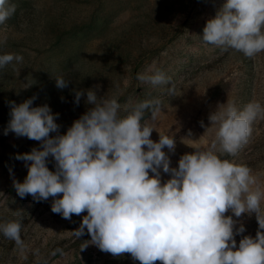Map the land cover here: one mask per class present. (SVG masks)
Masks as SVG:
<instances>
[{"label":"rangeland","instance_id":"374dc122","mask_svg":"<svg viewBox=\"0 0 264 264\" xmlns=\"http://www.w3.org/2000/svg\"><path fill=\"white\" fill-rule=\"evenodd\" d=\"M9 2L16 5V11L0 25V40L6 38L0 44V55H22L23 63L15 65L19 74L13 65L0 69V223L22 220L24 248L0 233V264H140L128 253L114 257L100 251L90 243L86 229L78 239L73 231L86 213L64 219L51 211V197L37 202L30 195H17L13 182H23L27 168L15 157L33 148L39 150L41 145L12 132L4 134L10 120L9 102L18 105L36 96L32 107L47 104L53 114L58 113L55 122L63 135L93 107L85 103L86 95L79 105L74 104L76 90L94 89L98 98H116L121 115L128 105L159 98L161 111L154 120L146 112L142 123L154 128L153 141L159 140V134L174 137V152L163 151L175 168L182 155L209 148L216 133L209 115L219 111L220 105H264V52L249 58L203 42V28L224 0ZM157 69L170 78L168 85L153 86L136 79L138 73L151 74ZM57 75L69 81L66 88L55 86ZM169 87H174L173 94ZM252 128L248 143L237 156L221 158L248 166L264 191V119L258 118ZM54 165L50 156L46 166L55 171ZM169 178L161 170V183ZM261 211L264 213V199ZM232 218L237 221L235 227L243 224L245 228L234 237L237 246L243 236L255 238L258 230L264 232L255 213Z\"/></svg>","mask_w":264,"mask_h":264},{"label":"clouds","instance_id":"9594fccd","mask_svg":"<svg viewBox=\"0 0 264 264\" xmlns=\"http://www.w3.org/2000/svg\"><path fill=\"white\" fill-rule=\"evenodd\" d=\"M15 11V4L0 0V25ZM202 40L221 52L232 49L249 58L264 52V0H224L206 22ZM22 63V55H0V69L13 65L19 74L15 65ZM136 79L153 86L170 83L158 69L138 73ZM54 80L58 89L69 83L62 75ZM167 90L174 93V87ZM85 95V103L93 107L63 135L55 122L58 113L47 104L32 107L36 96L18 105L9 102L4 134L12 132L41 145L15 157L27 168L23 182H13L20 198L30 195L39 202L51 197V211L68 220L86 213L73 234L79 239L86 229L90 243L114 257L128 253L140 264H264V232L258 230L255 238L243 236L237 246L234 237L245 228L235 227L232 218L255 213L264 230V191L248 166L221 158L237 156L248 143L253 123L264 119V105H220L209 115L216 127L209 148L182 155L173 168L163 149L174 152V137L159 134L153 141L154 128L142 123L146 112L154 120L161 111L159 98L128 105L121 115L116 98H98L94 89L76 90L73 103L79 105ZM50 156L55 171L46 166ZM161 170L170 176L163 183ZM229 211L232 216L225 215ZM21 228V219L0 223V233L23 250Z\"/></svg>","mask_w":264,"mask_h":264}]
</instances>
